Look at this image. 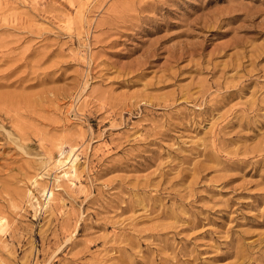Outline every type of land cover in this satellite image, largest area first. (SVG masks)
I'll return each instance as SVG.
<instances>
[{
	"label": "rangeland",
	"instance_id": "1",
	"mask_svg": "<svg viewBox=\"0 0 264 264\" xmlns=\"http://www.w3.org/2000/svg\"><path fill=\"white\" fill-rule=\"evenodd\" d=\"M0 217V264H264V0H0Z\"/></svg>",
	"mask_w": 264,
	"mask_h": 264
},
{
	"label": "bare ground",
	"instance_id": "2",
	"mask_svg": "<svg viewBox=\"0 0 264 264\" xmlns=\"http://www.w3.org/2000/svg\"><path fill=\"white\" fill-rule=\"evenodd\" d=\"M78 156L73 152V149L61 150L60 158L56 163V170H58L55 175V180L64 181L68 185H73L74 179L77 176V166H78ZM44 195H46L45 206L49 205L54 200V192L52 190H44ZM3 220L0 217V227L3 226Z\"/></svg>",
	"mask_w": 264,
	"mask_h": 264
}]
</instances>
